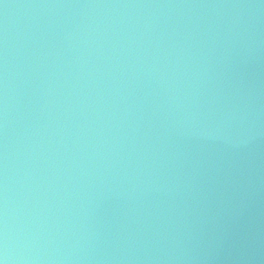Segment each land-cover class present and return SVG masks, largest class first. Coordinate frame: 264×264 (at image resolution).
<instances>
[{
    "label": "water",
    "instance_id": "1",
    "mask_svg": "<svg viewBox=\"0 0 264 264\" xmlns=\"http://www.w3.org/2000/svg\"><path fill=\"white\" fill-rule=\"evenodd\" d=\"M0 264H264V0H0Z\"/></svg>",
    "mask_w": 264,
    "mask_h": 264
}]
</instances>
